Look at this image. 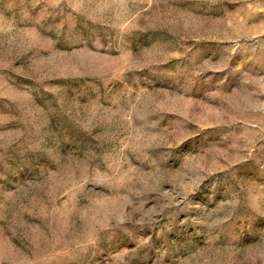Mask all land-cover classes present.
Listing matches in <instances>:
<instances>
[{"label": "rangeland", "instance_id": "374dc122", "mask_svg": "<svg viewBox=\"0 0 264 264\" xmlns=\"http://www.w3.org/2000/svg\"><path fill=\"white\" fill-rule=\"evenodd\" d=\"M0 264H264V0H0Z\"/></svg>", "mask_w": 264, "mask_h": 264}]
</instances>
